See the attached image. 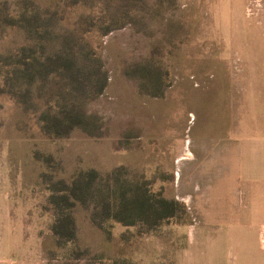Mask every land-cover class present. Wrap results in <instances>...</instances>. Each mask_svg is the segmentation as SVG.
<instances>
[{"label": "rangeland", "instance_id": "rangeland-1", "mask_svg": "<svg viewBox=\"0 0 264 264\" xmlns=\"http://www.w3.org/2000/svg\"><path fill=\"white\" fill-rule=\"evenodd\" d=\"M120 2L134 19L87 35L108 80L85 104L95 134L46 138L0 94V264H264V188L250 201L245 178L251 142L260 151L264 138V0ZM59 6V22L72 26L77 10ZM22 41L9 31L0 51ZM144 73L159 74L160 95L141 87ZM116 167L182 202L184 218L153 233L117 223L106 231L91 222L90 203H76V241L57 246L51 185Z\"/></svg>", "mask_w": 264, "mask_h": 264}, {"label": "trees", "instance_id": "trees-1", "mask_svg": "<svg viewBox=\"0 0 264 264\" xmlns=\"http://www.w3.org/2000/svg\"><path fill=\"white\" fill-rule=\"evenodd\" d=\"M118 1L55 0L53 6L45 7L34 0H16L13 6L0 3V42L9 31L23 36L12 49L0 51V94L32 115L44 137L65 138L76 129L96 133L85 104L103 92L108 80L98 47L88 41L87 35L101 36L134 19L128 4H122V9ZM59 5L77 10L72 26L59 22L63 17L62 11H57ZM94 6L99 11H93ZM140 82L151 95H160L158 73H144ZM50 190V230L59 247L76 241L72 216L76 203H90L91 222L106 231L117 223L136 227L143 234L153 233L164 221L179 222L186 215L182 202L152 191L144 181L123 177L122 167L104 177L94 169L79 172L69 184L57 181Z\"/></svg>", "mask_w": 264, "mask_h": 264}, {"label": "crops", "instance_id": "crops-1", "mask_svg": "<svg viewBox=\"0 0 264 264\" xmlns=\"http://www.w3.org/2000/svg\"><path fill=\"white\" fill-rule=\"evenodd\" d=\"M260 141L262 144V146H261L262 148L260 151L258 149H255V147H258L257 143L260 144L259 141L254 142V143H256L255 145H253V141L251 142V146H250L251 149L249 151V161H250L249 162V168H246V164H245V178H246V173H248V179H249V188H248L249 194L248 195H249L250 201L255 200V192L258 190H260V193H261L260 195L263 196L262 194H263V188H264V138L263 139L261 138ZM258 153H259L260 159L262 161V167H261L262 172H261L260 176H257L256 173L254 172L255 169H254V165H253L254 157L257 158ZM256 158L254 161L257 160ZM256 168H257V166H256ZM256 181L261 182L260 187H254L253 186L254 183L256 184ZM179 251H181V250H179ZM0 263H2V261H0ZM3 264H6V263H3Z\"/></svg>", "mask_w": 264, "mask_h": 264}]
</instances>
